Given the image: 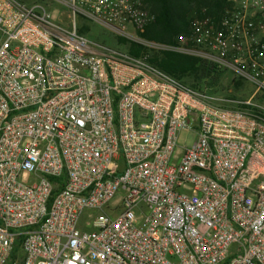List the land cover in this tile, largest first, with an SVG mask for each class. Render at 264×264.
<instances>
[{
  "label": "built area",
  "instance_id": "obj_1",
  "mask_svg": "<svg viewBox=\"0 0 264 264\" xmlns=\"http://www.w3.org/2000/svg\"><path fill=\"white\" fill-rule=\"evenodd\" d=\"M230 2L167 50L247 99L77 27L148 45L149 0H0V264H264V0Z\"/></svg>",
  "mask_w": 264,
  "mask_h": 264
},
{
  "label": "trees",
  "instance_id": "obj_2",
  "mask_svg": "<svg viewBox=\"0 0 264 264\" xmlns=\"http://www.w3.org/2000/svg\"><path fill=\"white\" fill-rule=\"evenodd\" d=\"M230 6V0H149L148 9L156 19L140 31L139 35L149 41L174 45L178 36L190 32L194 19H209L218 23ZM121 42L135 56L147 52L142 45L125 39H121ZM149 59L156 67L194 88H200V79L213 71L200 58L173 51ZM194 81H198V84H194Z\"/></svg>",
  "mask_w": 264,
  "mask_h": 264
},
{
  "label": "rangeland",
  "instance_id": "obj_3",
  "mask_svg": "<svg viewBox=\"0 0 264 264\" xmlns=\"http://www.w3.org/2000/svg\"><path fill=\"white\" fill-rule=\"evenodd\" d=\"M28 1H35V0H28ZM61 13H62L61 10H57V12L55 11L52 13L53 17L55 18V22L61 24L65 28L71 29L73 27V22L71 24L67 21H64L63 17L60 16ZM76 23H77V27H79L80 29L83 28L82 31H84L83 33L86 34L89 40L121 49L122 46L120 44L122 43L121 41H119V38L117 43L114 35L107 29L103 28L102 26L93 23L87 19H84L83 17L80 16L77 17ZM144 40L148 42V45L143 46L147 50V52H143L144 55H147L152 58L156 55H160L163 54L164 52H168L167 46H169V44L149 41L146 39ZM197 82L194 81V84L195 83L198 84ZM199 84L201 87H208L217 90L219 89V90L231 92L234 96H236V98L239 99L250 98L254 93V87L251 84L247 82L234 80L232 74L226 72L225 73L216 72L214 70L211 71L208 75L204 76L202 80L200 79ZM255 101L258 102L259 104L264 103V100L260 98L256 99ZM194 139L195 137L193 135L183 132L180 135L179 145L182 147L183 146L190 147Z\"/></svg>",
  "mask_w": 264,
  "mask_h": 264
}]
</instances>
